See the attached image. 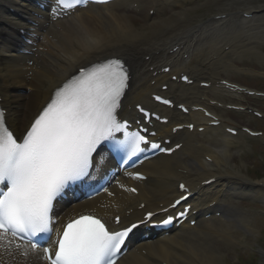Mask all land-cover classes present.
Listing matches in <instances>:
<instances>
[{
	"label": "bare ground",
	"instance_id": "1",
	"mask_svg": "<svg viewBox=\"0 0 264 264\" xmlns=\"http://www.w3.org/2000/svg\"><path fill=\"white\" fill-rule=\"evenodd\" d=\"M15 1H20V5ZM191 1L118 0L105 5L86 4L84 8L59 16L44 11L37 17L33 16L35 18L28 24L25 18L9 12L11 8L31 18L26 13L24 1L0 0V104L5 109L6 122L20 135L48 102L53 90L76 71L75 64L82 63L85 57L115 56L126 62L131 73L130 84L134 80L126 100L131 104H146L148 101L143 93L156 90L153 80L160 73V65L169 66L171 74L189 71L194 80L205 77L217 80L219 71L215 65L218 62L226 63L225 74L237 70L232 54L238 55L246 50L256 52L252 56L262 55L258 41H264V7L246 8L245 12L251 14V18L246 19L238 16L241 4L229 2L216 7L215 13L219 10L218 14L227 15L225 18L215 19L213 16L208 22L194 24L192 11L197 6L186 7V3ZM135 2L139 7L138 17L132 14ZM136 18L143 23L136 24ZM21 26H30L31 32L35 33L25 41V49L18 48L12 41L15 37L13 30ZM93 40L99 41L101 47L90 49L88 45ZM261 59L264 60L262 56ZM162 80L165 81V76ZM182 86L181 83L170 82L168 90L183 95L192 92L196 94L192 98L199 105L205 104L201 96L207 91L218 99L232 97L223 90ZM121 113L124 114V110ZM196 114L183 119L203 120ZM170 119L163 130L165 133L173 127L172 116ZM208 128L205 131L211 132ZM213 129L219 133L222 130L220 126ZM194 133L174 136L183 141L184 153L181 150L170 157H155L141 165L147 173V183H136L121 175L114 185L93 199L75 201L68 206L65 200L60 201L59 210L55 213L58 220L55 227L60 228L65 220L84 212L103 217L106 221L116 215L122 217V222L140 220L143 211L138 209L140 204L152 211L160 208L161 204H168L177 195V182L183 180L190 191L196 192L204 210L214 215L218 210L234 215L243 222V233L250 232L249 215L237 210L230 198L233 195L264 196V180L259 186H247L241 171L228 165L232 158L231 147L243 136L199 138ZM203 156L209 157L211 162L204 161ZM233 177L236 182H232ZM123 178L136 187V195L121 187L124 186ZM207 178L215 182L202 188L200 183ZM232 224L234 222L222 218L200 221L194 228L173 236L141 242L121 257L118 264H215L219 256L222 259L225 256L217 252L216 241L213 240L218 237L232 239ZM22 251L14 246L7 250L0 248V261L3 264H46L40 250L30 252L27 257L21 255Z\"/></svg>",
	"mask_w": 264,
	"mask_h": 264
},
{
	"label": "snow or ice",
	"instance_id": "2",
	"mask_svg": "<svg viewBox=\"0 0 264 264\" xmlns=\"http://www.w3.org/2000/svg\"><path fill=\"white\" fill-rule=\"evenodd\" d=\"M95 2L108 3L110 0ZM87 3L88 0H55L52 12ZM88 47L98 48L101 44L93 40ZM75 67L76 71L53 90L48 102L19 137L10 130L5 110L0 108V248L7 250L14 246L23 249L21 255L27 257L41 243L51 241L42 252L48 264H117L127 237L143 221L114 230L95 215H79L68 219L62 228H56L55 201L70 185L91 177L93 168L104 162L103 156L99 161L96 159L103 147L109 155L125 163L133 158L139 160L149 149L165 153L174 149L150 140L147 128L131 131L128 121L120 118L121 100L130 80L122 59L85 57ZM155 99L171 104L170 100L160 96ZM137 107L145 118L154 115ZM180 107L188 111L183 105ZM187 127L194 126L188 124ZM144 158L148 157L145 155ZM135 176L143 178L140 173ZM179 187L187 191L184 184ZM125 190L137 191L136 188ZM187 198V195H181L170 207L175 208ZM190 207L176 215L184 217ZM153 215L148 212L146 219L150 220ZM173 219L168 216L160 223L166 225ZM114 220L116 224L121 223L119 215ZM9 233L21 240L27 237L29 244L21 245L8 239Z\"/></svg>",
	"mask_w": 264,
	"mask_h": 264
},
{
	"label": "rangeland",
	"instance_id": "3",
	"mask_svg": "<svg viewBox=\"0 0 264 264\" xmlns=\"http://www.w3.org/2000/svg\"><path fill=\"white\" fill-rule=\"evenodd\" d=\"M238 2V1H237ZM250 3L261 5L264 0H251ZM189 6H197L193 9V13L198 16V18H204L210 12H215L213 9V1H207L205 3L196 1L195 3H189ZM218 6V3H217ZM241 6H245L242 3ZM136 24L141 25L143 22L136 18L134 20ZM240 65H249L254 67V73L249 75H232L231 79H235L241 84H245L249 88L258 89L264 92V64H259L256 60H250L245 58L241 59ZM254 105H257L260 109L264 110V101H255ZM238 123L243 125L247 124L254 129L264 130V121L255 120L250 116L242 115L236 116L234 119ZM233 120V121H234ZM241 149L237 147H232L231 149V166H235L236 170L239 169L246 176H251L254 178H264V150L259 142H256L250 138L242 139L239 141ZM235 165H232V164ZM238 208L247 211L250 216H252L253 225L255 226V231L250 232L247 237L249 245L243 247L240 243L241 233L236 236L235 243H228L226 241H219L217 243V248L219 254L224 255L225 258H219L217 264H264V216L259 215L255 208L248 205H237ZM241 232L240 230H236ZM231 246H228V245ZM258 250L262 252V255L254 254L252 248L257 247Z\"/></svg>",
	"mask_w": 264,
	"mask_h": 264
}]
</instances>
